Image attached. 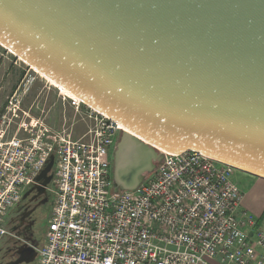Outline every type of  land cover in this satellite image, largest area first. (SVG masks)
<instances>
[{"label": "water", "instance_id": "1", "mask_svg": "<svg viewBox=\"0 0 264 264\" xmlns=\"http://www.w3.org/2000/svg\"><path fill=\"white\" fill-rule=\"evenodd\" d=\"M0 45L124 128L115 190L188 150L264 179V0H0Z\"/></svg>", "mask_w": 264, "mask_h": 264}, {"label": "built area", "instance_id": "2", "mask_svg": "<svg viewBox=\"0 0 264 264\" xmlns=\"http://www.w3.org/2000/svg\"><path fill=\"white\" fill-rule=\"evenodd\" d=\"M28 82L0 119V242L24 241L34 264H264V221L243 208L235 168L193 150L164 152L135 189H110L124 128L64 94L87 129L60 134L23 109ZM52 159L50 221L34 244L11 229L12 217Z\"/></svg>", "mask_w": 264, "mask_h": 264}, {"label": "rangeland", "instance_id": "3", "mask_svg": "<svg viewBox=\"0 0 264 264\" xmlns=\"http://www.w3.org/2000/svg\"><path fill=\"white\" fill-rule=\"evenodd\" d=\"M28 80L32 83H29ZM24 82H28V84L31 85V89L24 100L23 109L30 112L31 116L39 118L45 125L63 135H66V132H70L73 137H80L85 132L87 129V122L84 121L83 116L76 115L75 110L70 106V101L66 99L67 97L65 98V96H63L64 94L62 92H60L61 89L57 87L56 84H51L45 76L35 71L0 45V119L5 112L8 97L17 88L23 86ZM75 121L76 125H74ZM114 152L115 149L110 154V160L112 161V171L110 176L112 186L110 189H113L115 186L113 173ZM157 163L158 161L155 162L156 165ZM241 174L242 172L239 170H235L233 174V179L239 184V186ZM241 183L243 184V182ZM30 188H42V193L48 195L51 199L50 203L43 205L38 209L36 214L39 218V222L35 224L34 227V238L39 243H43L51 216L53 197L51 184L49 183L47 185L43 180V182L29 187L27 192L30 191ZM11 240H13V238L7 237L0 242V261L2 260L1 254L9 247V244L12 242ZM28 240L30 239L28 238Z\"/></svg>", "mask_w": 264, "mask_h": 264}, {"label": "flooded vegetation", "instance_id": "4", "mask_svg": "<svg viewBox=\"0 0 264 264\" xmlns=\"http://www.w3.org/2000/svg\"><path fill=\"white\" fill-rule=\"evenodd\" d=\"M115 153V152H114ZM51 183V180L47 185ZM30 193L26 198L23 199L22 205L13 214L11 229L15 231L18 235L22 236L24 240H32L36 244H40L35 237V224L39 222L37 217V211L43 205L50 203V197L42 193V188L31 189ZM28 240V241H30ZM9 247L4 250L1 254L2 260L0 264H34V261L26 262L19 261L22 257H26L29 254L27 249L28 245L24 241L11 240Z\"/></svg>", "mask_w": 264, "mask_h": 264}, {"label": "crops", "instance_id": "5", "mask_svg": "<svg viewBox=\"0 0 264 264\" xmlns=\"http://www.w3.org/2000/svg\"><path fill=\"white\" fill-rule=\"evenodd\" d=\"M240 188L244 194L243 208L255 214L260 222L264 221V179L242 172ZM13 240L19 241L20 239ZM30 242L32 243L33 241ZM33 243L36 244L35 242ZM25 244L28 245L27 243ZM28 247L31 246L28 245Z\"/></svg>", "mask_w": 264, "mask_h": 264}, {"label": "bare ground", "instance_id": "6", "mask_svg": "<svg viewBox=\"0 0 264 264\" xmlns=\"http://www.w3.org/2000/svg\"><path fill=\"white\" fill-rule=\"evenodd\" d=\"M50 82H51V84H55L54 82H52L51 80H49ZM60 92H62L63 94H66V95H70L71 96V94L69 93V92H67L65 89H63V88H61V91Z\"/></svg>", "mask_w": 264, "mask_h": 264}, {"label": "trees", "instance_id": "7", "mask_svg": "<svg viewBox=\"0 0 264 264\" xmlns=\"http://www.w3.org/2000/svg\"><path fill=\"white\" fill-rule=\"evenodd\" d=\"M240 171V170H239ZM242 172V171H241ZM243 173H245V172H243Z\"/></svg>", "mask_w": 264, "mask_h": 264}]
</instances>
